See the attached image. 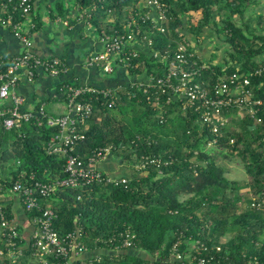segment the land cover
Here are the masks:
<instances>
[{
	"label": "trees",
	"instance_id": "1",
	"mask_svg": "<svg viewBox=\"0 0 264 264\" xmlns=\"http://www.w3.org/2000/svg\"><path fill=\"white\" fill-rule=\"evenodd\" d=\"M139 1L83 0L82 3L94 5L92 17L100 20L111 14L123 15L126 11L128 17L135 12L141 14L147 10V0H143L146 3L140 8L137 7ZM160 1L170 6L168 18L163 22L166 31L154 27L151 20L142 21L139 15L137 19L142 28L141 36L147 35L155 48L163 53L169 50L170 55L177 50L179 42L188 44L182 32V13L202 9L203 15L193 27L196 34L215 12L223 16L219 29L230 47L225 60L239 65L227 69L212 65L203 71L201 79L213 82L220 74L264 65V59L259 60L264 57V15L258 14L257 25L244 26L234 21V15L243 14L242 6L256 0ZM132 6L134 9H130ZM124 31L125 25L118 20L107 22L101 32L120 36ZM163 68L158 58L140 51L127 69L132 74H141L145 70L163 72ZM252 80L254 85L261 84L257 92H263L264 75ZM131 88L133 93L129 94ZM150 92H145L144 87L125 85L113 108L102 104V99L95 102L88 127L80 126L85 136L75 145L76 153L88 162L97 147L115 144L119 149L113 153L119 155L133 173L118 176V181L95 183L87 188H61L50 198L43 199V206L59 212L56 228L62 233L80 224L88 244L106 247H113L108 242L109 237L130 229L140 249L155 258L145 260L139 254H132V264L164 263L178 238L182 240V250L195 240L206 242L209 249L205 253L212 255L215 264H252L253 261L264 264V120L257 122L245 117L242 129L234 132L230 130V123L212 148L208 147V141L213 134L196 120L192 111H183L179 104L167 103L165 98L158 106L155 95L148 98ZM135 104L142 109L130 115ZM233 112L235 115L236 111ZM57 132L58 127L50 125L45 118L6 129L0 117V169L5 172L9 167L11 174L0 176L3 189H12L21 174L27 182L31 181V175L48 182L66 175V156L49 150V142ZM232 137L234 143L230 142ZM217 147L225 148L227 153L223 155L229 159L241 158L254 180L253 189L241 191L240 183L229 178L228 166L219 161L214 152L223 151ZM145 155L160 157L162 164L138 168L136 164ZM79 193L83 194L82 200L77 198ZM4 209L13 217L10 204L4 205ZM25 211L32 222L39 214L37 209ZM98 238L101 240L96 243ZM2 246L4 242L0 238ZM0 264L10 263L0 255Z\"/></svg>",
	"mask_w": 264,
	"mask_h": 264
},
{
	"label": "built area",
	"instance_id": "2",
	"mask_svg": "<svg viewBox=\"0 0 264 264\" xmlns=\"http://www.w3.org/2000/svg\"><path fill=\"white\" fill-rule=\"evenodd\" d=\"M147 10L141 14L132 13L125 24V31L120 36L111 34L102 35L104 48L95 54L91 61L101 62L105 70L113 73L117 64L128 68L131 59L140 55V50L127 46L133 37H139L151 47L149 54L163 63V72L145 70L142 77L132 80L128 87H144L145 92L155 95L156 104L161 106L162 98L167 103H177L183 111H192L196 120L213 134L208 141V147L218 144L224 128L231 123L234 111L241 118L250 117L257 122L264 120V91L258 93L261 84L254 85L253 77L264 75V65L255 69L235 70L217 76L215 81L201 79L203 71L209 65L199 61L195 50L185 43L179 42L173 55L169 50L164 53L153 45V40L147 35L141 36L142 28L137 19L151 20L154 27L162 32L166 31L163 24L168 18L169 4L160 0H147ZM36 0H0V24L9 28L22 43V50L13 56H4L0 53V98L10 99L9 105H0L2 126L6 129L19 127L23 122L44 118L52 126L58 127V132L49 142V150L63 153L66 156L63 178L54 182L37 180L33 175L27 182L24 174L13 183L12 190L20 195L22 204L27 211L37 209L39 214L34 217V228L28 242L31 257L25 264H100L98 256L81 257V252L89 248L83 238V228L77 224L66 232H60L55 226V219L59 212L52 207L42 205L43 199H48L61 188H87L95 183L104 181H118L114 177L93 165L99 160L112 154L119 147L115 144L97 147L88 162L76 153L75 145L84 138L80 126L88 127L95 102L101 101L108 108H113L116 99L120 97L123 86H108L100 88L77 84L71 79H65L69 72V65L65 58L60 56H43L34 48L33 31L36 22L33 19ZM128 47V48H127ZM26 71L29 80L35 79L40 71L50 76L64 77L61 90L66 98L67 111L61 116H49L45 105L41 104L34 109H24V95L18 91L20 83L19 70ZM132 88L129 94H132ZM89 96L87 99L86 97ZM104 99V100H103ZM231 111V114H230ZM139 139L141 137H138ZM231 143L235 138L230 139ZM122 146L121 148H123ZM149 164L160 166L162 159L156 156L145 155L138 168ZM166 164V163H165ZM78 200L83 194L77 195ZM256 205L255 203H253ZM0 238L4 247H0V255L10 264H20L19 257L24 252V240L18 224L13 217L7 215L4 205L0 204ZM101 240L98 238L96 243ZM110 245L114 248H140L136 235L130 229L119 231L109 237ZM182 240L178 238L170 249V255L178 264H215L212 255H207L208 245L202 240H195L185 250L181 249ZM252 264H259L253 261Z\"/></svg>",
	"mask_w": 264,
	"mask_h": 264
},
{
	"label": "crops",
	"instance_id": "3",
	"mask_svg": "<svg viewBox=\"0 0 264 264\" xmlns=\"http://www.w3.org/2000/svg\"><path fill=\"white\" fill-rule=\"evenodd\" d=\"M83 0H36L33 19L37 26L33 31L35 51L43 56H60L66 59L69 72L65 79L77 84L105 88L108 86H125L132 80L142 77L143 74H132L123 64H117L113 73L105 70L101 62H92V57L103 50L102 30L105 24L111 21H120L125 24L128 18L127 11L123 15H109L100 20L92 17L91 12L96 9L94 5L85 6ZM146 2L140 0L137 7H142ZM84 5V6H83ZM241 8L243 14L234 15V21L247 26L257 25L258 14L264 15V0L248 1ZM134 9V7H130ZM184 19L182 32L188 40L187 46L195 50L198 59L210 66L220 65L223 69L229 66H238V63L226 61L229 44L224 40V33L219 29L223 23V16L215 12L209 23L204 25L202 31L196 34L193 27L198 24L203 15L202 9L181 14ZM100 24V25H99ZM127 46L136 48L149 54L151 47L139 37H133ZM22 50L21 41L7 27L0 24V53L4 56H13ZM264 57L259 58V60ZM20 83L18 91L25 97L24 109H34L41 104L45 105L49 116H61L67 111L66 98L61 90L62 76H50L42 71L33 80H29L24 69L19 70ZM10 99H1L0 105H9ZM111 176L118 177L131 175L133 170L127 167L119 155L109 154L93 165ZM1 190H5L1 187ZM11 198H6V205L10 204L13 218L18 224L24 252L19 257L20 264H25L31 259L28 242L34 224L24 209L20 195L11 189ZM139 254L145 260H155L148 252L140 248H114L89 244V248L81 252V257L98 256L100 264H132L130 256ZM35 258H33L34 260ZM158 258H156L157 260ZM36 261V260H34ZM162 264H178L171 255Z\"/></svg>",
	"mask_w": 264,
	"mask_h": 264
},
{
	"label": "rangeland",
	"instance_id": "4",
	"mask_svg": "<svg viewBox=\"0 0 264 264\" xmlns=\"http://www.w3.org/2000/svg\"><path fill=\"white\" fill-rule=\"evenodd\" d=\"M141 109L142 107L140 105L135 104L129 113L130 115L137 114ZM120 122H122V120H120ZM242 124H243V118H241V116L237 114V112H235V115L234 117H232L231 120L230 130L232 132L240 131L242 129ZM217 149L223 150V151H214V152H217L216 156L218 160L224 162L228 166L229 171L226 174L229 176V178L235 179L240 183L241 191H248L250 189H253L254 180L251 177V175L246 171L244 167V162L241 160V158L231 157V159H229L228 156L223 155L224 153H227V150L225 148L222 149L217 147ZM0 176L1 177L11 176L9 167L8 170H6L5 172H2L0 169ZM11 193H12L11 189L1 190V185H0V204L6 205L7 201L5 200L6 198L9 197L11 198Z\"/></svg>",
	"mask_w": 264,
	"mask_h": 264
}]
</instances>
